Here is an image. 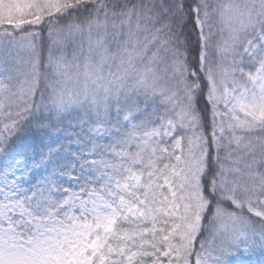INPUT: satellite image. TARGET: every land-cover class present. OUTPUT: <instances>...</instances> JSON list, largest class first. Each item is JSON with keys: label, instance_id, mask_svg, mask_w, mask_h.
I'll use <instances>...</instances> for the list:
<instances>
[{"label": "snow or ice", "instance_id": "6c2138e0", "mask_svg": "<svg viewBox=\"0 0 264 264\" xmlns=\"http://www.w3.org/2000/svg\"><path fill=\"white\" fill-rule=\"evenodd\" d=\"M0 264H264V0H0Z\"/></svg>", "mask_w": 264, "mask_h": 264}]
</instances>
